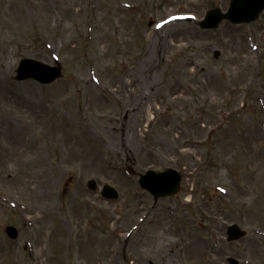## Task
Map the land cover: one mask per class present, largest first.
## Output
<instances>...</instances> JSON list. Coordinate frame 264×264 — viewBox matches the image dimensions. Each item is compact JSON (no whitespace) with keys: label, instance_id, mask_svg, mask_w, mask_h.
<instances>
[{"label":"rangeland","instance_id":"374dc122","mask_svg":"<svg viewBox=\"0 0 264 264\" xmlns=\"http://www.w3.org/2000/svg\"><path fill=\"white\" fill-rule=\"evenodd\" d=\"M228 5L229 0H0V58L11 62L5 66V84L47 107V127L57 122L66 129L59 132L61 146L50 152L55 178L50 212L43 215L45 230L39 233L36 225L20 221V202L0 204V264H31L38 240L42 264H84L72 252L78 228L84 240L94 235L98 243L85 253L89 264H108L103 262V237L116 242L114 259L121 264L129 232L122 237L117 224L133 198L144 211L134 218V229L141 227L132 241L151 235L147 218L166 207L173 217L165 233L204 224L206 236L218 224L222 263L256 264L243 252L253 230L264 232V133H259L264 121V12L250 24L224 21L214 30L199 28L207 11L227 10ZM173 20L176 26L162 30ZM149 48L153 55L137 84L151 94V100L142 101L146 108L152 103L149 120L130 117L133 106L123 102L120 92L97 93L110 109L95 105L85 92L86 81L92 77L105 89L115 81L127 85L118 56L138 65ZM25 58L49 66L57 60L62 75L49 85L16 81L18 63ZM187 58L195 63L185 64ZM176 84L179 88L170 93ZM4 97L0 94V117L15 119L17 108ZM38 134L40 130L32 139ZM168 168L181 175L179 193L157 200L128 173ZM243 179L249 193L241 196L235 193ZM89 180L98 184L96 191L87 188ZM104 185L113 187L118 198L104 199ZM10 191L23 196L14 182ZM233 224L246 235L228 242L226 229ZM6 226L17 229V239L7 237ZM255 245L256 260L264 264V239ZM125 262L132 264L131 259Z\"/></svg>","mask_w":264,"mask_h":264},{"label":"bare ground","instance_id":"6f19581e","mask_svg":"<svg viewBox=\"0 0 264 264\" xmlns=\"http://www.w3.org/2000/svg\"><path fill=\"white\" fill-rule=\"evenodd\" d=\"M175 22L173 20L164 24L162 30L165 29L166 25L168 27L176 26L178 23L175 24ZM167 37V35L164 36V38ZM167 45L169 46L171 43H167ZM152 55L153 49L149 48L145 59L141 57L138 60V65L131 62L129 58L124 62L121 55L118 56L124 65V77L128 82L127 85L120 86L115 81L113 88L105 89L102 83L95 82L90 77L86 81L87 86H89L85 90L88 97L92 99L95 105L110 109L111 107L107 102L98 99L97 93L102 91L106 93L110 91L113 93L120 92L123 102L128 104V106H133V109L128 112L130 117L142 116V119L149 120L152 103L146 108V104H143L142 101L151 100V94L145 85L142 87V85L139 86L137 84H139L143 74L144 69H142V66L148 64ZM190 63H195L193 58L186 59L185 64ZM8 64H11V62L8 63V59L4 57L0 58V94L5 95L4 101L6 103L9 105L13 104L17 108V114L15 119L5 116L0 117V204H3L4 201H11L13 205H17V201L20 202L22 204L21 216H19L20 221L25 226L36 225L40 233L45 230V226L47 225L46 218L43 215L45 211H48L51 205V197L53 196L52 183L55 178V172L51 167L50 152L61 146L62 137L60 134L66 129L58 125L57 122H54L53 126L47 127L45 124L48 120L47 107H41L35 102L29 101L21 91L5 84V77L8 74L5 66ZM193 66H197L198 68L199 64L196 63ZM198 83L200 84L199 81ZM178 86L176 84V86L169 87V92H176L179 88ZM201 88L205 91L204 86H201ZM142 111L144 113L141 115ZM21 112L26 115L21 114ZM261 113L264 116V105L262 106ZM80 116L75 120L77 124L82 122ZM38 130L41 131V134H38V138L33 140L32 135ZM260 132L264 133V121L259 124ZM133 136L135 135L133 134ZM195 143V141H192L190 144ZM9 173H11V177H9ZM243 181L244 185H241V188L237 189L235 194L244 196V194L249 193L248 183L245 179ZM13 182L19 185L23 196L10 191ZM4 185L8 189H4ZM21 199L25 202H22ZM125 209L127 212L126 216L117 224V230L121 233L124 232L121 235L122 237L125 233L129 232V238L124 245V250L121 252L124 258V262L121 264H126L125 260L128 261L129 259H131L132 264H155L156 260L165 261L168 264H224L222 263V259L225 257L221 242L222 230L218 224L206 236L204 234L207 230H205L204 224H199V228L193 230H174L170 235L169 233H165L164 228L167 229V223L172 221L173 211L162 207V210L155 218H147V223L151 228V235L138 237L137 240L132 241L133 238L138 236L141 227L134 229V218L144 211V205H141L138 199L133 198L131 204L126 206ZM250 236L243 256L246 254L251 262L260 264L256 260L259 255V248L255 245V240L264 239V232L258 229L256 231L253 230V234ZM87 237L84 240V231L78 228L72 245L74 256L78 260H82L84 264H89L85 258V253H91L98 244L94 239V235L87 234ZM102 242L104 243L102 244V248L105 251L103 262L120 264L114 259L116 242L109 237L101 238ZM37 245L38 254L32 256L31 264H42L40 254L43 253V247L40 240H38Z\"/></svg>","mask_w":264,"mask_h":264},{"label":"water","instance_id":"95a60500","mask_svg":"<svg viewBox=\"0 0 264 264\" xmlns=\"http://www.w3.org/2000/svg\"><path fill=\"white\" fill-rule=\"evenodd\" d=\"M264 8V0H232L230 11L221 15L219 11L214 10L207 14L205 20L200 24L202 28H215L223 18H230L233 21H248L257 15ZM60 69L50 67L42 63L25 59L19 64L17 70V80L32 78L40 83L49 84L59 78ZM179 175L173 170H167L162 173L147 172L140 176L139 184L147 189L155 199L167 195H174L179 190ZM88 187L96 189L94 181L88 182ZM102 195L107 199L117 198V193L109 186H104ZM6 233L11 238H15L17 233L14 228L7 227ZM229 240H237L244 234L237 226H231L228 229Z\"/></svg>","mask_w":264,"mask_h":264}]
</instances>
